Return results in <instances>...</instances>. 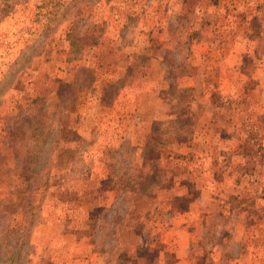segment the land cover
I'll return each instance as SVG.
<instances>
[{
    "label": "rangeland",
    "instance_id": "374dc122",
    "mask_svg": "<svg viewBox=\"0 0 264 264\" xmlns=\"http://www.w3.org/2000/svg\"><path fill=\"white\" fill-rule=\"evenodd\" d=\"M0 264H264V0H0Z\"/></svg>",
    "mask_w": 264,
    "mask_h": 264
}]
</instances>
